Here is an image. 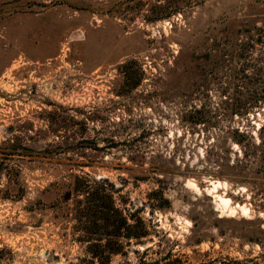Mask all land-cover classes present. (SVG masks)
Listing matches in <instances>:
<instances>
[{"label":"rangeland","instance_id":"obj_1","mask_svg":"<svg viewBox=\"0 0 264 264\" xmlns=\"http://www.w3.org/2000/svg\"><path fill=\"white\" fill-rule=\"evenodd\" d=\"M83 172L146 229L108 264H264V0H0V264H99Z\"/></svg>","mask_w":264,"mask_h":264},{"label":"trees","instance_id":"obj_2","mask_svg":"<svg viewBox=\"0 0 264 264\" xmlns=\"http://www.w3.org/2000/svg\"><path fill=\"white\" fill-rule=\"evenodd\" d=\"M115 190L106 177L83 172L72 173L61 194L62 201L72 200L69 213L76 239L85 242L86 251L99 264H108L112 253H122L124 245L141 242L146 234L142 220L116 203Z\"/></svg>","mask_w":264,"mask_h":264},{"label":"bare ground","instance_id":"obj_3","mask_svg":"<svg viewBox=\"0 0 264 264\" xmlns=\"http://www.w3.org/2000/svg\"><path fill=\"white\" fill-rule=\"evenodd\" d=\"M215 182V184L217 185V183H219L218 181L216 182V181H214ZM214 184V183H213ZM215 185V186H216ZM216 196V198L219 200V203L223 206V207H226L227 209H229V210H231V211H234V207L236 206H234V207H232L231 205L232 204H230V198H228V197H226V196H223L222 194H217V195H215ZM239 207H240V209H241V211L243 210L244 212H247V207H244V206H240L239 205ZM236 208V207H235Z\"/></svg>","mask_w":264,"mask_h":264}]
</instances>
